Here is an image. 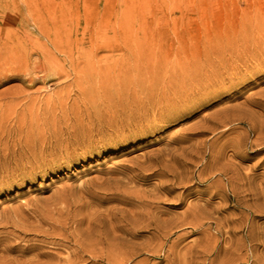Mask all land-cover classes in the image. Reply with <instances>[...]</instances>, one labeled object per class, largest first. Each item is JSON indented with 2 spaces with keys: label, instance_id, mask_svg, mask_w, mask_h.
<instances>
[{
  "label": "rangeland",
  "instance_id": "1",
  "mask_svg": "<svg viewBox=\"0 0 264 264\" xmlns=\"http://www.w3.org/2000/svg\"><path fill=\"white\" fill-rule=\"evenodd\" d=\"M263 239L264 0H0V264H264Z\"/></svg>",
  "mask_w": 264,
  "mask_h": 264
},
{
  "label": "bare ground",
  "instance_id": "2",
  "mask_svg": "<svg viewBox=\"0 0 264 264\" xmlns=\"http://www.w3.org/2000/svg\"><path fill=\"white\" fill-rule=\"evenodd\" d=\"M248 8H249V7H248ZM68 41H69V40H68ZM62 44H63V42H62ZM60 45H61V44H60ZM60 47H61V46H60ZM62 47H63V46H62ZM65 47H66V46H65ZM59 50H60V49H59ZM65 50H66V49H65ZM46 64H47V63H46ZM38 67H39V66H38ZM24 68H25V67H24ZM48 68H49V67H48ZM41 69H42V68H41ZM29 70H30V69H29ZM30 71H31V70H30ZM40 71H41V70H40ZM24 75H25V74H24ZM36 77H38V76H36ZM111 195H112V194H111ZM124 197H125V196H124ZM114 199H115V198H114ZM141 200H142V199H141ZM140 202H141V201H140ZM248 206H250V205H248ZM248 206H247V207H248ZM250 207H251V206H250ZM195 212H196V211H195ZM17 213H18V212H17ZM20 213H22V212H20ZM183 213H185V212H183ZM183 213H182V214H183ZM79 214H80V213H79ZM193 214H194V213H193ZM80 215H83V214H80ZM184 215H185V214H184ZM187 215H188V214H187ZM37 216H38V215H37ZM38 217H39V216H38ZM177 217H180V216H177ZM182 217H183V215H182ZM185 217H188V216H185ZM194 217H195V216H194ZM194 217H193V218H194ZM86 218H87V217H86ZM152 218H153V217H152ZM195 218H197V217H195ZM82 219H83V217H82ZM82 219H80V222L83 221ZM180 219H182V220L185 219V220H186L187 218H184V219H183V218H180ZM43 220H44V219H43ZM194 220H195V219H194ZM39 221H40V219H39ZM46 221H48V220H46ZM78 222H79V221H78ZM176 222H177V221H176ZM186 222H187V221H186ZM43 223H44V222H43ZM61 223H62V222H61ZM61 223H60V224H61ZM67 223H68V222H67ZM75 223H76V222H75ZM153 223H155V222H153ZM183 223H185V222H183ZM40 224H41V222H40ZM76 224H77V223H76ZM146 224H147V223H146ZM180 224H182V222L179 223V226H180ZM54 225H55V224H54ZM111 225H112V224H111ZM114 225H115V224H114ZM154 225H155V224H154ZM154 225H153V226H154ZM177 225H178V223H177ZM188 225H189V224H188ZM38 226H39V225H38ZM38 226H37V227H38ZM49 226H50V225H49ZM75 226H76V225H75ZM77 226H78V225H77ZM156 226H157V225H156ZM179 226H178V227H179ZM181 226H182V225H181ZM33 227H34V226H33ZM50 227H51V226H50ZM53 227H55V226H53ZM53 227H52L51 229H53ZM145 227H146V226H145ZM251 227H252V226H251ZM31 228H32V227H31ZM31 228H30V229H31ZM193 228H196V227H194V225H193ZM40 229H41V228H40ZM113 229H114V228H113ZM116 229H117V228H116ZM119 229H120V227H119ZM172 229H173V228H172ZM18 230H19V229H18ZM36 230H37V229H36ZM45 230H46V229H45ZM60 230H61V229H60ZM79 230H80V229H79ZM157 230H158V229H157ZM162 230H163V229H161L160 231H162ZM56 231H57V230H56ZM76 231H77V230H76ZM76 231H75V232H76ZM111 231H112V230H111ZM53 232H55V231H53ZM60 232H61V231H60ZM73 232H74V230H73ZM77 232H78V231H77ZM156 232H157V231H156ZM159 233H160V232H159ZM26 234H27V233H26ZM69 234H71V233H69ZM252 234H253V233H252ZM59 235H60V234H59ZM68 236H69V235H68ZM49 237H51V236H49ZM55 237H56V236H55ZM75 240H76V239H75ZM75 240L73 239L74 242L81 243V241H75ZM77 240H78V238H77ZM263 240H264V239H263ZM56 242H58V241H56ZM74 242H73V243H74ZM14 244H15V243H14ZM4 245H7V244H4ZM4 245H3V246H4ZM76 245H77V244H76ZM76 245H75V246H76ZM93 245H95V244L93 243ZM9 246H10V245H9ZM12 247H13V246H12ZM21 247H23V246H21ZM93 247H94V246H93ZM113 247H114V246H113ZM2 248H3V247H2ZM4 248H6V247L4 246ZM83 248H84V247H83ZM17 249H18V248H17ZM81 250H82V249H81ZM83 250H84V249H83ZM4 251H5V249H4ZM23 251H24V250H23ZM75 251H76V250H75ZM75 251H74V252H75ZM77 251H79V250H77ZM86 251H87V250H84V252H86ZM199 251H200V250H199ZM81 252H83V251H81ZM84 252H83V253H84ZM88 252H92V251H89V250H88ZM77 253H78V252H77ZM72 254H75V253L72 252ZM79 254H80V253H79ZM79 254H76V255L79 256ZM90 254H91V253H90ZM102 254H103V253H102ZM80 256H81V254H80ZM82 256H83V254H82ZM207 256H208V255H207ZM71 257H72V255L70 256V258H71ZM73 258H74V257H73ZM76 258H78V257H76ZM79 258H80V257H79ZM100 258H101V257H100ZM172 258H173V257H172ZM122 259H123V258H122ZM70 260H71V259H69L68 261H70ZM73 260H74V259H73ZM75 260H76V259H75ZM68 261H67V262H68ZM27 262H28V261H27ZM73 262H74V261H73ZM73 262H72V263H73ZM203 262H204V261H203ZM230 262H231V261H230ZM35 263H36V262H35ZM72 263H71V264H72ZM11 264H12V263H11ZM25 264H27L26 261H25ZM29 264H30V263H29ZM32 264H33V263H32ZM228 264H229V263H228Z\"/></svg>",
  "mask_w": 264,
  "mask_h": 264
}]
</instances>
